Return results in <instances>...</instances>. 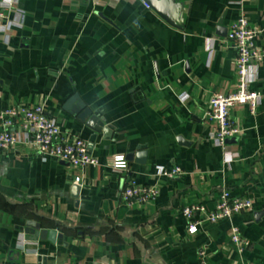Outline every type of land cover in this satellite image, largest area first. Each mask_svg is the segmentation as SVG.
<instances>
[{"label": "crops", "instance_id": "0c3cea01", "mask_svg": "<svg viewBox=\"0 0 264 264\" xmlns=\"http://www.w3.org/2000/svg\"><path fill=\"white\" fill-rule=\"evenodd\" d=\"M144 2L18 0L24 25L0 36V109L42 105L99 164L0 150V264H264V100L256 114L232 109L244 132L225 145L208 118L214 93L238 86L230 26L245 15L264 49V0H165L181 28ZM252 87L264 95V63ZM80 101L107 130L77 117ZM130 153L129 175L159 189L144 204L121 201L126 178L111 166ZM224 188L253 210L189 234L182 207L213 209ZM37 224L63 237L33 240L25 229ZM233 225L250 247L232 242Z\"/></svg>", "mask_w": 264, "mask_h": 264}, {"label": "built area", "instance_id": "2783aa9c", "mask_svg": "<svg viewBox=\"0 0 264 264\" xmlns=\"http://www.w3.org/2000/svg\"><path fill=\"white\" fill-rule=\"evenodd\" d=\"M17 4L18 0H0V36L7 42L10 41L12 32L24 25L25 12ZM144 4L150 7L146 2ZM261 32L260 27L250 25L245 15L240 16L228 29L226 39L236 51L238 86L229 94L214 93L208 113V118L215 125L211 135L220 145H225L227 139L238 137L244 132L232 118L234 107L247 104L251 112L256 114L263 103V93L252 87L257 80V71L264 63V49L256 43ZM20 144L30 145L34 153L44 160L51 157L79 167L99 164L98 159L91 154L88 142L80 135L63 129L42 105H12L0 109V150ZM129 165L124 154L114 155L112 158V168L126 178L121 201L135 205L156 199L159 189L140 185L136 178L129 175ZM183 172L181 167H159L157 174L174 178ZM251 210L253 203L250 199L234 195L224 188L215 208L209 209L202 203H192L182 207L181 213L187 222V232L193 235L205 223L231 220L235 215ZM232 242L241 251L251 246V242L241 235L235 225L232 226Z\"/></svg>", "mask_w": 264, "mask_h": 264}, {"label": "water", "instance_id": "95a60500", "mask_svg": "<svg viewBox=\"0 0 264 264\" xmlns=\"http://www.w3.org/2000/svg\"><path fill=\"white\" fill-rule=\"evenodd\" d=\"M149 6L156 11L162 18H164L169 24L181 28V25L174 18L171 17L170 12L167 9V5L165 0H144ZM78 95H76L77 97ZM72 101V100H71ZM70 101V102H71ZM69 104H67L68 106ZM79 107L81 111L77 113V117L84 121L87 126L91 127L96 132H101L105 129V122L103 119H100L96 114L92 112L91 109L87 107V105L83 102H79ZM232 140H236V138H229L227 142ZM146 155V151H141L137 153V160L139 162L144 163V158ZM134 158L133 153H130L127 157L128 160H132ZM26 233L31 236L33 240H48L52 243H56L57 239H61L63 235L58 232L57 229H49L42 228L39 224L37 225H28L25 229Z\"/></svg>", "mask_w": 264, "mask_h": 264}]
</instances>
